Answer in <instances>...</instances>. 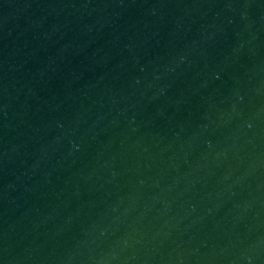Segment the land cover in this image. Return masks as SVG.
<instances>
[{
    "label": "water",
    "instance_id": "1",
    "mask_svg": "<svg viewBox=\"0 0 264 264\" xmlns=\"http://www.w3.org/2000/svg\"><path fill=\"white\" fill-rule=\"evenodd\" d=\"M0 264H264V0H0Z\"/></svg>",
    "mask_w": 264,
    "mask_h": 264
}]
</instances>
